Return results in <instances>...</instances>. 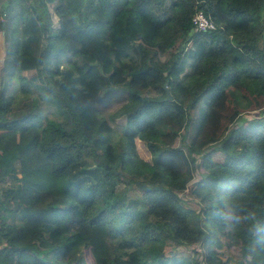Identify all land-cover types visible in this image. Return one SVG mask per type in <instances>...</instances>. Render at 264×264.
Segmentation results:
<instances>
[{
  "label": "trees",
  "instance_id": "16d2710c",
  "mask_svg": "<svg viewBox=\"0 0 264 264\" xmlns=\"http://www.w3.org/2000/svg\"><path fill=\"white\" fill-rule=\"evenodd\" d=\"M0 32V264H225V229L264 264V0H0Z\"/></svg>",
  "mask_w": 264,
  "mask_h": 264
},
{
  "label": "rangeland",
  "instance_id": "374dc122",
  "mask_svg": "<svg viewBox=\"0 0 264 264\" xmlns=\"http://www.w3.org/2000/svg\"><path fill=\"white\" fill-rule=\"evenodd\" d=\"M21 13L24 15V21L25 24L21 25L19 28V34L20 37L23 38V43H28V42H34L37 41L39 38V32H38V27L33 20V17L31 13L25 9L21 8ZM53 29L56 28V24L52 26ZM3 32H0V55L4 52V40L2 36ZM20 63H21V68H20V73L23 76H29V70L34 67L35 61L28 56H22L20 58ZM116 109L112 110L111 112H115ZM241 117L244 119H247V117L250 118H258L259 117V112H253V113H243L241 114ZM124 119L121 117H117L115 121L113 122V127L114 129L118 132L122 129V126L124 125ZM243 124H246V120H244ZM139 154L142 157H145L144 151L139 149ZM181 201L186 204L188 207L191 206L193 208H198V203L197 201L193 198L191 195V192L186 191L185 194H181ZM58 206L62 207L63 206V200L58 201ZM202 227L206 231H210L211 229L209 228L208 224L203 222L201 223ZM227 229L223 231V236L219 232H216V236L211 239V241L206 243V247L209 249H213L216 253V256L221 259V261L225 262V264H241L240 260V250L237 247H233L229 245V241L227 238ZM225 238L224 242H221L220 238ZM172 246L170 245L166 248L167 252H171ZM196 251H202L204 252L205 249L203 250L200 246L198 248H195ZM176 252L180 254V256L187 257V256H192L193 252L188 250L187 248L184 247H178L176 249ZM201 257V256H200ZM87 264H91L90 258H86Z\"/></svg>",
  "mask_w": 264,
  "mask_h": 264
},
{
  "label": "built area",
  "instance_id": "2783aa9c",
  "mask_svg": "<svg viewBox=\"0 0 264 264\" xmlns=\"http://www.w3.org/2000/svg\"><path fill=\"white\" fill-rule=\"evenodd\" d=\"M192 23L194 32H205L215 29V25L208 18H206L201 11H197L194 14ZM220 240L221 242H224L225 238L221 237ZM240 260L242 262L241 264H249L251 262V258L248 253H246L245 257Z\"/></svg>",
  "mask_w": 264,
  "mask_h": 264
},
{
  "label": "water",
  "instance_id": "95a60500",
  "mask_svg": "<svg viewBox=\"0 0 264 264\" xmlns=\"http://www.w3.org/2000/svg\"><path fill=\"white\" fill-rule=\"evenodd\" d=\"M164 88L167 89L166 86H164ZM169 99H171V97H170L169 92L167 91V98H166V101H168ZM137 184H138V183H137ZM140 187H141V189H146V190H157V189H158V188L146 187L145 184H142Z\"/></svg>",
  "mask_w": 264,
  "mask_h": 264
},
{
  "label": "clouds",
  "instance_id": "9594fccd",
  "mask_svg": "<svg viewBox=\"0 0 264 264\" xmlns=\"http://www.w3.org/2000/svg\"><path fill=\"white\" fill-rule=\"evenodd\" d=\"M215 30V29H214ZM208 31H213V30H208ZM194 32V31H193ZM188 140H190V139H188Z\"/></svg>",
  "mask_w": 264,
  "mask_h": 264
}]
</instances>
